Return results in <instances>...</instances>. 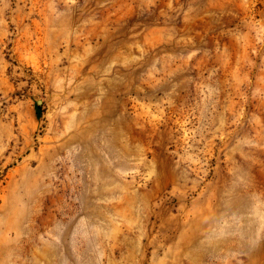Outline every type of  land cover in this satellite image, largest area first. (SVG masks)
Segmentation results:
<instances>
[{"label":"rangeland","instance_id":"1","mask_svg":"<svg viewBox=\"0 0 264 264\" xmlns=\"http://www.w3.org/2000/svg\"><path fill=\"white\" fill-rule=\"evenodd\" d=\"M0 264H264V0H0Z\"/></svg>","mask_w":264,"mask_h":264}]
</instances>
